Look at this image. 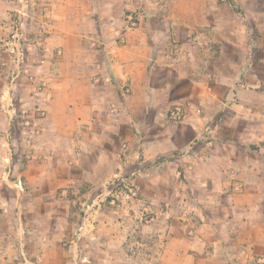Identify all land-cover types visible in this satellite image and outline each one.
<instances>
[{
	"label": "crops",
	"instance_id": "obj_1",
	"mask_svg": "<svg viewBox=\"0 0 264 264\" xmlns=\"http://www.w3.org/2000/svg\"><path fill=\"white\" fill-rule=\"evenodd\" d=\"M44 3L56 16L47 27L51 35L47 48L56 53L50 52L47 62L53 61L57 75L38 132L29 135L20 120L0 110V200L5 196L1 174H9L8 168L14 171L17 187L31 183L25 194H39L46 206L42 195L93 177V172L97 175L104 161L111 168L113 147L127 139L134 158L144 156L143 164L179 155L166 162L174 165L175 176L181 173L179 168L185 170L191 202H197L193 197L198 187L205 194L221 195L204 206L224 211L216 221L220 240L211 259L219 254L220 264H233L230 257L238 259L236 264H263L259 262L264 261V70L258 79L243 83L241 74L228 77L223 72L219 61L225 60L223 55L214 63L206 53L209 46L199 47L207 44L208 32L222 35L219 24L212 25L213 31L208 27L209 4L220 8L219 0ZM212 13L215 23L219 12ZM131 15L142 23L131 27ZM173 34L189 37L179 44L170 39ZM259 47L253 40L252 49ZM250 62L264 67L257 59ZM98 65L105 74L94 84L89 71ZM125 85L132 90L127 97L122 93ZM111 102L118 104L119 112L111 111ZM179 103L186 107V116L179 123L170 122L164 116ZM19 143L26 146L24 162L14 156L13 147ZM69 155L74 156L71 163ZM180 187L177 193H183ZM227 242L248 247L234 254ZM181 261L175 252L167 259L168 264Z\"/></svg>",
	"mask_w": 264,
	"mask_h": 264
},
{
	"label": "rangeland",
	"instance_id": "obj_2",
	"mask_svg": "<svg viewBox=\"0 0 264 264\" xmlns=\"http://www.w3.org/2000/svg\"><path fill=\"white\" fill-rule=\"evenodd\" d=\"M219 4L220 8L218 4H209L212 16L208 27L213 31L212 25L219 24L222 35L208 32L207 44L199 47L209 46L206 53L212 55V62L217 55L225 57L219 61L228 77L241 74L243 83L258 79L264 67L251 65L250 59L264 62V0H219ZM47 7L44 0H0V110L12 120H20L29 135L32 133L24 121L37 122L40 129L39 118L48 113L57 75L53 61L47 62L49 53H56L47 48L51 36L47 27L56 21L53 7L50 6L49 13ZM217 11L219 17L214 23L212 12ZM141 23L130 16L131 27ZM171 36L179 44L189 37ZM253 40L262 49H252ZM102 74V65L91 66L92 83L101 82ZM131 91L129 85L122 88L124 97ZM178 106L182 108L180 116L174 113ZM110 109L119 112L116 102L110 103ZM186 112V107L179 103L170 107L164 117L179 123ZM128 141L122 139L113 147L111 168L108 169L111 163L104 161L97 175L93 172V177L42 195L46 206L39 194H25L31 183H22L23 189L17 187L13 169L8 168L9 174L2 173L5 196L0 200V264H168L171 252L182 257L180 264H209L211 260V264H220L223 256L217 254L211 259V251L220 240L216 221L224 211L205 210L204 206L211 205V199L218 201L221 195L205 194L198 187L193 197L197 202H191L185 188V170L179 168L181 173L175 176L174 165L166 162L180 159L179 155L160 156L153 163L143 164L144 156L134 158ZM25 147L20 143L13 147L14 156L22 162ZM69 157L71 163L74 156L66 159ZM154 166L158 168L152 170ZM154 183L157 188H153ZM177 187L183 193H177ZM33 205H38L35 210ZM247 247V243L230 242L227 249L237 254ZM248 258L244 257L246 263ZM230 261L236 264L238 259L230 257Z\"/></svg>",
	"mask_w": 264,
	"mask_h": 264
},
{
	"label": "built area",
	"instance_id": "obj_3",
	"mask_svg": "<svg viewBox=\"0 0 264 264\" xmlns=\"http://www.w3.org/2000/svg\"><path fill=\"white\" fill-rule=\"evenodd\" d=\"M176 115H181V113H182V108H181V106H178V107H176V110H175V112H174ZM24 123L26 124V126H28L29 127V129H30V132L33 134V133H36V132H38V130H39V128L37 127V122H32L30 119H25V121H24ZM19 185H21V182L19 183Z\"/></svg>",
	"mask_w": 264,
	"mask_h": 264
}]
</instances>
